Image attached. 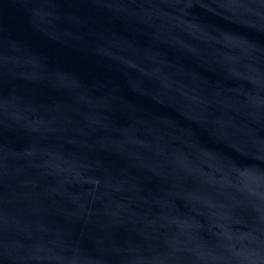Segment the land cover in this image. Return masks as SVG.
I'll use <instances>...</instances> for the list:
<instances>
[{"label": "water", "instance_id": "obj_1", "mask_svg": "<svg viewBox=\"0 0 264 264\" xmlns=\"http://www.w3.org/2000/svg\"><path fill=\"white\" fill-rule=\"evenodd\" d=\"M0 264H264V0H0Z\"/></svg>", "mask_w": 264, "mask_h": 264}]
</instances>
